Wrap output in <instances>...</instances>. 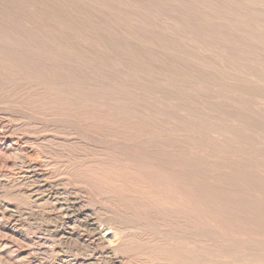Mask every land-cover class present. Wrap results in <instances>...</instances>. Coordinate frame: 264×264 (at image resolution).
Masks as SVG:
<instances>
[{"label": "rangeland", "instance_id": "obj_1", "mask_svg": "<svg viewBox=\"0 0 264 264\" xmlns=\"http://www.w3.org/2000/svg\"><path fill=\"white\" fill-rule=\"evenodd\" d=\"M0 121L10 261L89 254L49 235L72 196L130 264H264V0H0Z\"/></svg>", "mask_w": 264, "mask_h": 264}, {"label": "bare ground", "instance_id": "obj_2", "mask_svg": "<svg viewBox=\"0 0 264 264\" xmlns=\"http://www.w3.org/2000/svg\"><path fill=\"white\" fill-rule=\"evenodd\" d=\"M9 130L10 126L0 121V141H5L7 139V131ZM23 144L26 143L24 142ZM27 147H23L21 144V146L15 148L16 152L18 151L21 153V156H19L21 161L19 163L21 164V167L24 168V171L22 172L23 174L21 173V178L36 179L38 181L37 188L45 192V197L47 199L56 198L57 193L69 194L67 189H61L59 187V183L51 179L52 176H50V173L41 168L42 166L40 167V165L36 163L35 160L31 158V156L29 157L28 154L30 151H28ZM5 151H7L6 147H3V145L0 144V155ZM13 181L14 180L12 179L4 181L0 180V185L9 184L11 187H15ZM30 195L32 197H37V195L34 193V190L31 191ZM68 199L70 200V204H53L51 206V209L47 212V216L52 219L55 224L54 229L49 231V235L55 238V241H57L60 245L64 244V241L70 240L73 237L82 245L91 246L92 249L90 250L89 254L81 257L69 254L63 261L58 264H130L126 256L120 255L121 253H118V251H121L122 249L118 250V246L120 244H117L118 238H116L115 236L117 225H113L109 229H106V232H103L101 225H99L100 223H98V216L92 209L85 208L84 204H80L78 198H73L72 196H69ZM3 211L10 212L8 220H12L13 224H15V222L17 221L16 219H14L15 216H24L23 210L20 206L18 207L10 204H4ZM76 226H78V229H76ZM79 228H83V230H80ZM84 231H86L87 234L83 233ZM38 240L43 241L45 243L46 238L38 237ZM5 253H2L0 251V261H3L5 264H20L19 261H10V256ZM27 256V259L31 264H55L52 261H47L46 259L42 258L41 253L38 252L30 253V255L28 254Z\"/></svg>", "mask_w": 264, "mask_h": 264}]
</instances>
